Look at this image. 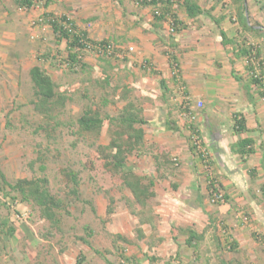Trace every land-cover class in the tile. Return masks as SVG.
Returning a JSON list of instances; mask_svg holds the SVG:
<instances>
[{
  "label": "rangeland",
  "instance_id": "rangeland-1",
  "mask_svg": "<svg viewBox=\"0 0 264 264\" xmlns=\"http://www.w3.org/2000/svg\"><path fill=\"white\" fill-rule=\"evenodd\" d=\"M242 1L226 0V13L232 22L238 21L240 30L233 37L235 44H229L230 56L234 58L241 45H253L264 60V0L249 2L257 7L246 10L249 25L246 29L239 22L238 5L241 7ZM35 7V3L21 7L16 0L0 5V172L8 181L46 176L50 191L62 200L63 207L57 211V223L50 224L37 207L18 202L13 192L0 191V264H108L80 237H88L92 247L102 251L112 264H264V170L260 166L264 158V96L258 95L257 88L249 83L246 60L242 57L232 65L236 70L233 73L242 80L239 86L242 94H234L237 99L227 97L229 75L222 78L223 91H211L212 98L216 96L223 104L215 99L209 103V124L215 134L219 132L216 128L222 130V125L229 138L233 113L241 112L251 118L255 127L248 134L255 139V152L252 157L248 155L252 161L247 166L256 167V176L251 177L247 167L244 176L238 167L235 171L238 179H231V174L219 171L222 167L219 165V170H213L209 178L214 179L215 191L219 190L223 200L212 203L205 186L200 185L199 174L193 178L196 182L181 187L173 176L179 177L180 172L176 171L182 162L173 154L164 157L169 146L178 147L182 138L172 131L162 133L166 130L165 121L177 123L182 119L190 136L185 125L199 124V111L204 109L201 101L195 109L189 104L185 107L190 99L176 93L181 103L169 96L171 101L164 104L165 96L159 85L158 90L154 88L156 82L145 89L140 72L133 75L136 83H127L128 63L110 57L112 64H108L95 51H82L80 61L71 66L68 49L65 43H60L63 39L58 43L59 37L49 22H45L40 33L37 30L43 26L42 21L31 25L36 19L32 17ZM65 17L72 19L69 15ZM59 21L64 23L62 18ZM48 25L49 29L45 27ZM90 55L91 66H82ZM254 64L264 92V65L256 61ZM34 65L50 74L57 90L66 96L64 107L50 111L48 116L34 107L28 76V69ZM245 83L250 85L251 98L243 92ZM123 85L126 87L120 95ZM123 96L139 104L145 119L150 120L144 125L147 139L144 149L127 159L136 173L153 180V196L145 205L134 202L118 174L103 166L99 158L98 144L109 142L108 121L104 120L96 139L89 133H80L76 125V118L87 108L113 115L122 106ZM158 127L161 131L156 130ZM210 142L209 139V145ZM175 158L177 164L173 162ZM87 164L91 167L87 168ZM64 168L79 173L77 195L67 192L69 183ZM197 186L202 199L195 192ZM196 217H200L198 225L194 222ZM204 219L209 224L201 228ZM9 228L13 229L12 234L6 232ZM188 228L203 233L194 247L184 242ZM172 236H176V241ZM80 254L85 256L81 263L77 262Z\"/></svg>",
  "mask_w": 264,
  "mask_h": 264
},
{
  "label": "crops",
  "instance_id": "crops-1",
  "mask_svg": "<svg viewBox=\"0 0 264 264\" xmlns=\"http://www.w3.org/2000/svg\"><path fill=\"white\" fill-rule=\"evenodd\" d=\"M5 1L7 0H0V5L5 4ZM171 1L169 12L172 15L168 14L166 18L157 21L152 16L149 6H140L135 0H34L32 4L35 3L36 7L31 9L33 10L32 17L36 19L32 20V17L30 19L32 18L31 25L42 21L43 26L38 28L40 31L37 30L40 33L48 19H57V16L65 18V16L69 15L72 18L69 22L75 26L77 32L83 33L87 37L90 44L97 45L104 41L113 43L115 56L96 54L108 64H112L110 57H114L112 59L117 61H126L131 75V77L130 75L127 77V83H136L137 79H134L133 75L141 72L145 82V89L152 88L151 84L156 82L157 84H153L156 85L154 88L157 89L159 85L158 87L162 92L159 80L161 78L165 80L168 92L162 98L164 104H169L171 101V99H168L169 96L170 98L173 96L174 102L178 101L181 103V100L176 98V93H181L183 97L190 99L185 104V107L189 104L195 109L196 103L201 101V106L204 109L199 111L198 128L201 137L208 141V143H205L208 150H211L210 148L214 146V151H211L210 158L213 163L210 165L204 164L192 155L186 134L189 130L187 128L184 130L182 119L177 122L178 128L176 130L166 128L165 121L164 129L166 130L165 132L162 131V133L172 131L182 136L178 147L169 146L171 154L176 155L182 162L179 170L176 171L180 172L179 177L173 176L175 182L181 187L188 186L192 184L191 182H196L197 179L193 178H196L198 174L200 185L204 187L209 179V174L214 172L213 170L215 169L218 171L219 165H222L219 171L225 172L228 176L231 174V179H238L235 175L236 169L239 167L245 176L246 167H251L247 165L249 161H252V158H250L252 154L249 155L250 157L245 156L244 159H241L238 154L231 150L238 137L231 131L228 138L227 133L224 132L226 129L222 125L220 126L222 130L216 128L219 132L215 134L209 124V103L211 104L215 99L217 103L223 104L216 96L212 98L211 91L214 89L223 91L222 86L225 87V85L222 78L224 75L230 76L226 79L227 86H229L227 92L230 94L227 97L236 98L235 95L242 94L239 87L241 83L235 80L233 74L236 75V73H233V70H236L232 66L236 65L234 61L240 60L242 57L231 58V47L229 44L223 45L221 43L220 35V31L223 30L227 37L235 38L234 35L239 30L238 21L232 22L229 19L226 13L227 8H225L226 0H210L211 2L209 0H195L204 11V13L195 18L187 16L184 0ZM250 1L243 0V3L249 5ZM238 7L240 8L239 5ZM256 7L255 5H249L248 8H244V15L246 16V10L249 12L251 8ZM173 19L183 24L179 31L173 29ZM216 19L219 20V23L215 22ZM45 27L48 28L49 25ZM253 29L256 30V27H253ZM60 40H58V43ZM60 43L63 45L65 43V48H67L65 39L61 40ZM128 47L131 48L130 51ZM93 49L95 47L86 51L90 52ZM89 57H85L86 63L83 62L82 66L88 67L89 65L86 64L91 66L93 59L91 55ZM230 58L231 60H229ZM90 59L91 63H89ZM218 66H221L220 69L217 68ZM151 68H153V71ZM146 77L149 79L148 81H146ZM124 86H120V95ZM245 89L243 88V92H245L244 94L247 97ZM145 92L148 93L147 91ZM116 94H118V91H116ZM120 95L119 97L116 95V97L120 98ZM220 95L223 96L222 94ZM121 102V105H123L124 99ZM251 121V118H246V124L250 129L255 127ZM232 124L233 122L231 121L230 130H232ZM185 127L187 126L185 125ZM158 129L159 127L156 128V130ZM159 131L161 130L159 129ZM159 131H157L158 134L161 133ZM209 139L211 140L210 145ZM191 171L194 172V175H191ZM198 218L196 217L194 220L197 225ZM204 220L206 223L202 222L201 228H204L208 223L206 219ZM196 231L201 232L197 229Z\"/></svg>",
  "mask_w": 264,
  "mask_h": 264
},
{
  "label": "trees",
  "instance_id": "trees-1",
  "mask_svg": "<svg viewBox=\"0 0 264 264\" xmlns=\"http://www.w3.org/2000/svg\"><path fill=\"white\" fill-rule=\"evenodd\" d=\"M140 6H149L151 10V14L155 20H162L171 14L169 12V5L172 4L171 0H135ZM17 4L21 7H29L32 5L34 0H16ZM243 2V1H242ZM185 11L188 17L195 18L196 16L204 13L203 9L199 6V4L195 0H184ZM243 5V3H242ZM240 7V24L243 28H249L248 22L244 15V5ZM210 14V13H209ZM172 15V14H171ZM64 22H68L66 17H60ZM56 18L48 19L49 24L51 25L54 33H57L59 37L57 39H65L67 42L68 49V60L71 62V66L74 63L80 61V56L82 51H85V43L84 41H89L87 37L80 32H77L75 26L71 23L70 27H65L64 23H60V21ZM216 23H219V20H215ZM180 24V25H179ZM183 24L179 23L176 19H173V29L179 31ZM70 28V29H69ZM221 43L223 45H234L236 40L234 38L227 37L226 33L221 30ZM235 41V42H234ZM109 41L101 42L100 45H107ZM92 44V43H91ZM238 50L235 52V57H243L247 64L245 65L246 70L249 74V83L254 85L257 88L258 95L261 97L264 96V92L261 91L262 80L260 78V73L256 74L254 61L264 65V60L260 59L261 53L258 49L253 50V45H241L237 47ZM107 50V49H106ZM105 53L107 56H115V52L113 53ZM29 80L32 85L33 94H34V107L35 109L48 116V113L54 109H60L64 107L66 102V96L60 91L57 90L56 84L53 81L50 74H48L45 70H43L40 66L34 65L28 71ZM234 78L237 82L241 83V77L238 75H234ZM160 87L162 88V95L168 92L165 86V80L162 78L159 80ZM244 87L246 88V93L249 98H251L252 94L250 93V85L245 83ZM256 90V89H255ZM127 92V89H124ZM124 104L117 109V111L111 115L107 112L101 113L98 109L87 108L85 109L77 118L76 125L78 131L80 133H89L95 139L100 133L101 127L103 125L104 120L106 119L109 123V142L106 145L97 146V151L99 153V158L106 168L110 171L118 174L119 179L121 181L122 186H124L133 196L134 202L145 205L147 200L153 196V191L151 190V186H153V180H146L145 175H140L135 172L133 169L134 165L128 164L127 159L130 154L137 153L141 154L142 149H144L146 144V133L144 129V125L148 122L142 111V107L139 104L135 103L132 98L128 96H123ZM177 123L174 121L167 120L166 128L171 130H176L178 127ZM190 136H187L189 150L202 163L211 164L213 163L210 160L211 155L209 154L208 147L204 144L202 137H200L198 124L191 123L190 127ZM232 131L238 137L237 141L232 145L231 150L240 156V158H244L250 154H253L255 144V139L246 135L252 129H250L246 124V117L241 112L233 113V124ZM197 135L199 140L201 141L200 145L203 150L196 149L195 144H193L191 136ZM164 149V148H163ZM167 152L164 154V157L171 156L170 150H166ZM161 152V151H160ZM170 155V156H169ZM170 159H168L169 161ZM174 164L176 163V158L173 160ZM260 166L264 170V158L260 161ZM87 168L91 167V164L86 165ZM64 172V177L66 181H68V193H72L77 195V188L79 185V173L78 171H74L73 169H62ZM249 175L251 177L256 176V167H252L249 170ZM147 181V182H146ZM214 179H208L205 183V191L209 196V199L212 203L219 202L222 199V194L219 190L215 191V187L213 185ZM173 187L176 188V184L173 183ZM196 189L197 197L199 199L203 198L202 193L200 192L199 186L194 187ZM264 189V188H263ZM10 191L14 193L13 198H16L18 202L29 203L34 207H37L40 211V214L43 218L49 221L50 224L57 223V211L62 209L63 203L60 198L55 196L48 186V178L46 176H35V177H21L14 179L12 181H8L3 173L0 172V191ZM201 194V195H200ZM208 199V200H209ZM94 210V208H92ZM0 226L2 224L0 223ZM5 226V224H4ZM12 234L13 229L9 228L6 230ZM188 233L187 238H185V244L189 247L195 246V241L203 236V233H199L196 229L188 228L186 229ZM83 244H85L88 248L93 250L94 252L103 256L105 261L108 264L110 261L104 256L102 251H99L92 247L91 241L88 237H80ZM118 238L126 241L124 237L118 235ZM173 240L176 241V236H172ZM85 256L83 254L79 255L77 262L81 263L84 260Z\"/></svg>",
  "mask_w": 264,
  "mask_h": 264
},
{
  "label": "built area",
  "instance_id": "built-area-1",
  "mask_svg": "<svg viewBox=\"0 0 264 264\" xmlns=\"http://www.w3.org/2000/svg\"><path fill=\"white\" fill-rule=\"evenodd\" d=\"M64 25L65 27H70L71 23L68 21V22H64ZM70 29V28H69ZM85 43V49L84 50H88L92 47H95V49H93V51L95 50L96 53H101V54H104L105 53V50L106 52L109 54V53H113V44L112 43H109L107 45H100V44H90L89 41H84ZM131 49V48H130ZM191 139H192V142L193 144H195V148L198 150H203V148L201 147L200 143L201 141L199 140L198 136L197 135H193L191 136Z\"/></svg>",
  "mask_w": 264,
  "mask_h": 264
},
{
  "label": "clouds",
  "instance_id": "clouds-1",
  "mask_svg": "<svg viewBox=\"0 0 264 264\" xmlns=\"http://www.w3.org/2000/svg\"><path fill=\"white\" fill-rule=\"evenodd\" d=\"M69 21V20H68ZM203 139V138H202Z\"/></svg>",
  "mask_w": 264,
  "mask_h": 264
}]
</instances>
